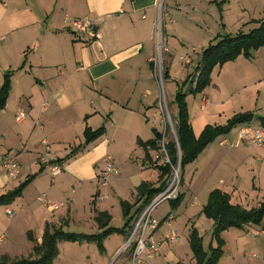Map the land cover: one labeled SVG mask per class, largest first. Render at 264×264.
Wrapping results in <instances>:
<instances>
[{"label":"crops","instance_id":"0c3cea01","mask_svg":"<svg viewBox=\"0 0 264 264\" xmlns=\"http://www.w3.org/2000/svg\"><path fill=\"white\" fill-rule=\"evenodd\" d=\"M158 6L159 0H0V89L4 75L12 73L7 105L0 112V197L17 188L29 176L39 173L20 198L11 205L0 206L6 207V211L15 206L19 211L12 226L6 230L0 229L6 235V240L19 242L22 236L21 241L25 243L26 240L30 241L28 232H33L41 242L47 223L65 227L71 216H78L79 210L74 208V202L79 200L77 192H85L90 184L98 181L103 170L98 169L101 159L104 158L105 161V158L111 157L118 168L116 154L105 157L122 140L118 131H140L137 125L139 110L124 106L118 90L123 89L125 81L135 88L146 85V74L138 58L147 52L150 43V54L152 50V54L157 52V45L153 44L156 34L153 27H156ZM148 17L151 18L150 21ZM73 21L92 23L93 26L82 31L72 26ZM254 21L252 19L249 24ZM166 56L171 74L174 56L170 47L166 49ZM154 57L155 54L147 60L153 73L155 69L151 67V62ZM182 57L184 56H181V60ZM199 59L195 62L193 72L190 69L192 66L186 67L187 74L186 71L183 72L187 75L186 79L194 74L201 57ZM227 64L221 67L216 82L198 94L202 96L210 91L217 98L215 101L206 96L202 98V103L193 101L191 105L187 101L197 138L206 126L211 125L210 117L225 116L227 125L235 115L250 112L255 114L251 124L263 126L259 119L264 117L258 112L264 110V92L256 90L254 100L250 101L241 98L235 102V94L228 97L227 91L234 90L235 87L243 88L245 84L237 83L242 80L235 76V65L229 67ZM251 72L249 68V73ZM192 80L193 78L187 81L185 87L182 85L186 80H178L172 74L169 79L178 87H184L186 93L189 92ZM204 98L207 99L206 102ZM253 101L256 105L251 109ZM235 108L244 109L245 112L236 114V110L232 111ZM20 112H23L24 118L19 121L17 115ZM144 114L148 117L146 112ZM118 116H122V119L118 120ZM100 124L105 126L106 133L85 146V129L90 127L96 130L101 127ZM111 131H114L112 135ZM233 132L232 130L227 136L217 139L226 138ZM133 137L137 144L139 140L148 141L140 136ZM215 141L193 163L195 165L191 164V170L187 172L190 165L185 169L188 190L191 191L193 185L194 195L191 204L186 207L189 210H194L196 204V208L201 207L198 197L203 187L206 186V189L209 184L212 190L209 191L208 198L212 191L219 189L230 194L234 204L248 208V204L254 202L259 206L260 201L264 200V180L260 179L262 170H256L251 164L256 160L257 163H262V156L252 150L251 144L241 142L239 138L234 145L230 144L232 148L229 151L216 147ZM223 144H227V141L220 142L221 146ZM78 146H84L83 151L60 163L63 171L54 180L50 173V163H38L48 152H51L52 160L63 159ZM138 147L141 148L139 145ZM154 153H150L151 158ZM6 155L14 157L20 165L21 172L16 179H10L3 170ZM142 157L144 164L149 163L144 150ZM150 167L146 165V169ZM157 171L154 170L156 174L151 177L158 181ZM140 181L132 187L134 197H137V189L143 182L151 183L143 177ZM44 194L54 203H64L65 206L55 212L48 211L39 201ZM99 194H103L101 189L96 194H84L83 198L91 197L93 202L95 197L99 200ZM183 194L184 201L186 194ZM122 201L134 204L121 198ZM98 202L96 204L100 205ZM85 213L86 218H92L91 214ZM201 214L202 211L198 214L197 225ZM81 220L82 217L79 221ZM161 222L154 233L155 238L159 236L156 239H163L168 235V232H162L166 224H163V220ZM212 227L214 228V222ZM2 256L6 254L3 253L0 257Z\"/></svg>","mask_w":264,"mask_h":264},{"label":"rangeland","instance_id":"374dc122","mask_svg":"<svg viewBox=\"0 0 264 264\" xmlns=\"http://www.w3.org/2000/svg\"><path fill=\"white\" fill-rule=\"evenodd\" d=\"M159 7L161 11L156 19V27H153L156 31L155 39L153 36V44L157 45V52H154L155 57L152 60L155 63V73L150 70L147 62L150 56H154V54H152L153 50L151 54L149 51L150 43L148 44L147 52L138 58L146 74V85L143 88L140 86L135 88L125 81L123 89L118 90L120 92V100L123 102L124 106L139 110L137 112V117L139 119L137 120V125L140 131H118V135L121 136L122 140L118 141L117 145H115L105 157L111 156L112 153L116 154L120 174L110 180L106 188L101 187L98 180L93 182L92 185L90 184L85 192L83 190L77 192V198H79V200L76 203L74 202V208L79 210L78 216L73 215L70 217V222L64 227L68 232L78 234L99 233L100 230L94 220L95 209L98 212H109L112 216L111 227L122 228L125 224V219L121 206V198L135 203L137 197L132 195V187L135 186L142 177L147 178L154 187L159 186V172L157 171L158 181L157 178L154 179L151 175L156 174L154 170H157V166H162L165 163L161 151L162 148L159 151H155L151 161L146 159L149 163L144 164L142 157L143 150L138 147L133 136H140L142 139L148 141L152 140L155 138L152 129L156 128L163 134V137L165 135L168 142L175 139L174 131H176V119L178 115L175 95L179 87L169 80L164 81L160 78V81H158V76L160 73L163 75L164 67L168 65L166 49L170 47L174 56L173 71L171 74L174 78L178 80L181 78L185 81L187 78L185 74L188 72L186 67L189 68L192 66L190 69L193 72L194 65L196 64L195 62L201 57L202 51L207 48L212 41L214 42L218 35H236L238 32L249 33L259 26L255 21L251 24H249V22L252 19L260 20L264 17V0H161ZM148 18V21H150L151 18ZM160 45L161 48L159 47ZM197 53L200 54L198 55ZM181 56H184L182 57L183 61L181 60ZM247 64L248 67H246ZM227 65L229 67L235 65L233 66L236 71L235 76L242 80L237 83L243 82L245 84L243 88L235 87L234 90L227 91L226 95L228 97L235 94V102L241 98L250 101L254 100L253 98L254 94H256V90H260L261 93L264 92V86L259 85L264 84V48L257 52L254 51L252 59L250 60L241 57L240 60L236 62L233 61V63ZM249 68L252 70L251 73H249ZM221 69V67H216L214 69L211 84L216 82ZM184 71H186L185 74L183 73ZM181 73L183 74L180 75ZM214 85H212V87ZM204 96L211 101L217 99L213 97L214 93L207 91L202 96L197 95L194 97L188 95L187 101L191 105L193 101L202 103V98ZM160 99L163 100V108L160 105ZM255 105L256 102L253 101L251 109H254ZM144 106L146 108H144ZM138 107H140V109H138ZM234 110H236V114L245 112L244 109L235 108L232 111ZM145 112L148 114L149 120L148 117L145 116ZM228 113H231V111ZM258 113L264 117V110H260ZM117 118L121 120L122 116H118ZM224 118L225 116L210 117L209 124L225 125L226 121H224ZM99 126L102 125L100 124ZM166 128L167 130L169 129V131H166ZM233 131L234 132L230 136L217 139L214 145L223 151H229V148H232L230 144L233 143L234 145V142L238 140V129H234ZM113 132L114 131H111L110 135H112ZM223 140H226L227 144L221 146L220 142H223ZM250 147H252V150L255 151L256 154L262 156V163H257L256 160L253 161L251 165L256 170H262L260 179L264 180V147L259 148L255 145H250ZM206 151L207 149L202 155H204ZM99 163L98 169L101 170L105 167L104 158H102ZM197 163L198 162H196V164ZM143 164L151 166L150 169L154 170L146 168L144 171L141 170L140 168ZM192 165L188 167L187 172L191 170ZM257 174L258 172L256 171V175ZM261 176H263V178ZM128 178H130V180H128ZM178 181L180 182V194H186L182 205L175 209L170 201H165L155 208L152 219L160 222L171 213L175 217L171 223L173 230L180 231V236L175 241H171L168 244L164 243L161 249V256L149 264H195L189 243V236L192 228L196 229L200 233V236L203 237L206 251H209L211 245L214 247L216 246V241L213 239V221L201 214V219L197 225L198 214L203 209L202 205L207 202L209 191L212 190L211 184H209L206 189V186H204L203 190L200 192L198 199L201 207L196 208L198 205L196 204V209L189 210L190 208H187L186 205L189 206L194 199L193 185L191 186V191H189L187 186L188 181L185 179V172L183 173L181 170ZM48 183L49 177H47V184ZM262 185L264 187V182ZM100 189L103 194H107L110 198L103 204H96L97 206L94 209L91 197L83 198V195L86 194L87 196L91 193L96 194V191L98 192ZM94 200H96V197ZM96 201L98 202V200ZM260 202L262 203L264 200ZM253 203L254 202L248 204V206L250 205L248 209L257 207L258 204ZM40 205L42 206L41 203ZM10 209L13 212L15 211V217H9L7 215L6 207L0 208V229L2 230H4V228L6 230L12 226V223L15 222L13 219L18 217L17 214L19 211H17L15 206L10 207ZM135 210L136 208L133 212H135ZM85 212L91 214L92 218H86ZM81 217L83 220L79 221ZM168 229V226L164 225L162 232L165 234L168 232ZM263 233L264 225H249L246 226L244 230L230 229L225 231L222 237L226 245L224 247V255L219 264H262L261 258L264 257ZM0 235L5 237L3 244L0 246V256L5 253L6 256L10 257L11 261H17L23 258H29L32 255L34 244L30 241L26 240L25 243H22V236L19 242L9 241L6 240L5 234L0 232ZM130 235L131 231L126 235L114 234L106 238L104 241L106 252L103 254L95 243L61 242L59 244L60 254L53 264H131L130 255L127 251L123 250ZM158 237L159 236H156V238ZM143 264L148 263L145 261Z\"/></svg>","mask_w":264,"mask_h":264},{"label":"trees","instance_id":"16d2710c","mask_svg":"<svg viewBox=\"0 0 264 264\" xmlns=\"http://www.w3.org/2000/svg\"><path fill=\"white\" fill-rule=\"evenodd\" d=\"M259 25L258 28L249 33L238 32L236 35L226 34L219 35L214 42L212 41L205 48L201 55V61L195 69L189 92L184 91V87H179L175 95V102L178 107V115L176 119V133L181 150V171L193 164L199 156L212 144L217 138L227 136L240 125L251 123L255 119V114L244 113L237 114L230 119L225 126L208 125L202 132L200 137L194 134L193 126L190 120L189 106L187 103L188 95L196 96L203 93L212 83V74L216 67H223L227 63L236 61L239 57H244L248 60L252 59L253 52L264 48V17L260 20H255ZM154 62H151V67L154 68ZM186 79L183 83L187 85ZM170 79V71L167 66L164 67L163 80ZM12 87V73L7 72L4 75L3 85L0 89V112L6 107ZM264 126V118L259 119ZM166 131H169V129ZM155 138L149 141H138V145L145 151L146 159L152 160L150 153L161 149L160 143L163 139V134L156 128H153ZM106 133L105 126L93 130L87 127L84 131L85 146L89 145ZM84 146H78L71 150L67 157L57 159L54 163L60 164L75 157L79 152L83 151ZM171 163L176 165L178 162L179 149L175 140L168 142L166 146ZM159 171L158 187H154L152 183L143 182L137 189V201L131 204L127 201H122L123 216L125 224L122 228L111 227L112 216L107 211L98 212L95 209L94 220L100 230L97 234L72 233L64 229V226L57 227L56 225L47 223L45 226L42 241L39 242L33 232H28L29 240L34 244L33 253L29 258H23L17 261H11L8 256L0 257V264H53L59 256V244L61 242L71 243H95L99 250L106 252L104 241L111 235L119 234L126 235L132 230L135 218L147 207L153 199L163 192L168 179L171 176L172 168L169 164L157 166ZM39 173L29 176L17 188L0 197V206L11 205L17 198L23 195L25 189L37 177ZM183 202V195H179L178 199L171 201L173 208L177 209ZM97 201L93 200V207ZM136 208L135 212L134 209ZM46 209V208H45ZM202 214L209 220L214 222L213 239L216 241V246H210L209 251L205 250L203 237L200 233L192 228L189 243L193 253L195 264H219L226 245L222 234L230 229L244 230L246 226L264 225V203L251 209L244 208L234 204L231 195L222 191L214 190L210 193L207 204L202 209Z\"/></svg>","mask_w":264,"mask_h":264},{"label":"built area","instance_id":"2783aa9c","mask_svg":"<svg viewBox=\"0 0 264 264\" xmlns=\"http://www.w3.org/2000/svg\"><path fill=\"white\" fill-rule=\"evenodd\" d=\"M161 0H159L160 5ZM161 9L158 6V15ZM72 26L77 28L78 30L85 31L87 28H92V23H83L81 21H73ZM1 40V38H0ZM161 48V45L159 46ZM160 78L163 79V75L160 73L158 76V81ZM206 102L207 99L204 98ZM160 105L163 108V100L160 99ZM264 109V104H263ZM169 115V114H168ZM24 118L23 112H20L17 115V119L20 121ZM174 131V130H173ZM176 131H174L175 142L179 149L178 154V162L176 165L171 163L170 157L168 155L166 146L168 141L164 135L161 141V148L162 154L165 160L164 164L171 165L172 173L170 178L168 179L167 185L162 193L156 196L153 201L143 209V211L135 218L131 230V235L124 245L123 250L127 251L130 255L131 264H143L145 261L149 264L156 258L161 256V249L164 243L169 241H174L178 239L180 236L179 231L173 230L172 221L174 220V216L169 214L167 217L163 219V224H166L169 228L167 237L163 239H156L154 237V233L159 229L162 222H157L152 219V214L157 206L165 201H175L178 199L180 195V182L179 174L181 170V155H180V148L179 142L176 137ZM238 138L241 142L249 143L251 145H255L259 148L264 147V127L263 126H254L251 123H246L243 125L238 126ZM47 151H49V147L47 146ZM51 152L46 153L43 155L38 163H50V173L52 180L58 177L62 171L63 167L60 164L54 163L55 160H52ZM3 170L8 175L10 179H16L21 172L20 165L17 163L16 159L10 155H6L3 159L2 164ZM146 165L141 166V169L144 170ZM120 174L119 169L116 167L113 159L111 157L105 158V167L100 172L98 176V180L100 186L103 188L108 187L110 180L117 177ZM100 204H103L107 199L108 195L99 194L97 197ZM39 201L42 203L43 207L46 208L50 212L58 211L60 208L64 207V203H54L50 199H48L47 195L44 194L39 198ZM9 217L14 216V212L10 209L6 211ZM264 235V233H263ZM5 237L0 235V246L3 244ZM262 259V264H264V257Z\"/></svg>","mask_w":264,"mask_h":264},{"label":"water","instance_id":"95a60500","mask_svg":"<svg viewBox=\"0 0 264 264\" xmlns=\"http://www.w3.org/2000/svg\"><path fill=\"white\" fill-rule=\"evenodd\" d=\"M175 135H176V137H177V133H176ZM177 139H178V138H177ZM180 155H182V154H181V150H180Z\"/></svg>","mask_w":264,"mask_h":264},{"label":"bare ground","instance_id":"6f19581e","mask_svg":"<svg viewBox=\"0 0 264 264\" xmlns=\"http://www.w3.org/2000/svg\"><path fill=\"white\" fill-rule=\"evenodd\" d=\"M161 38V37H160ZM162 45V44H161Z\"/></svg>","mask_w":264,"mask_h":264}]
</instances>
